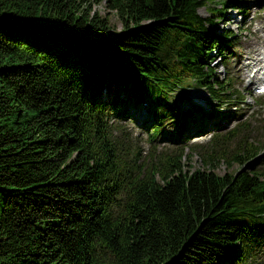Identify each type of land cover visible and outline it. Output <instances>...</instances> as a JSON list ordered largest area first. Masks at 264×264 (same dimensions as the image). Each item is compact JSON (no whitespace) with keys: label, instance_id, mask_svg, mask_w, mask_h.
Wrapping results in <instances>:
<instances>
[{"label":"trees","instance_id":"1","mask_svg":"<svg viewBox=\"0 0 264 264\" xmlns=\"http://www.w3.org/2000/svg\"><path fill=\"white\" fill-rule=\"evenodd\" d=\"M216 1L0 0V264H257L264 167L246 163L263 146L236 140L244 123L217 130L232 114L216 105L243 95L213 64L235 36L215 16L247 6ZM199 87L214 111L178 110L175 91ZM129 107L151 118L145 154ZM167 119L175 143L212 132L206 167L156 150Z\"/></svg>","mask_w":264,"mask_h":264},{"label":"rangeland","instance_id":"2","mask_svg":"<svg viewBox=\"0 0 264 264\" xmlns=\"http://www.w3.org/2000/svg\"><path fill=\"white\" fill-rule=\"evenodd\" d=\"M210 2V6L220 7V4L216 0ZM246 3L247 8H234L227 6L225 8L224 15L215 16L218 20L217 28L219 31L229 30L234 33L232 44L228 49V60L221 59L214 62V74L218 78H226L231 76L233 80V88L238 89L243 98H235L234 102L224 103L221 109L230 111L232 116L228 120L217 121V129L219 132H226L233 126L244 123L245 127H241V133L236 140L240 138H246L248 141L259 142L261 150L259 154L254 157L253 160L246 163L255 165L259 168L264 167V105L260 107L253 98L257 96L254 94V88L260 84L261 80L253 78L255 68L253 67L254 59L261 56L260 53H264V0H240ZM230 4V3H229ZM228 4V5H229ZM93 10H96L99 14L104 15L107 10L103 3L93 5ZM201 16H210V9L201 7L198 10ZM112 28L120 31L122 26L118 19L111 12L109 15ZM218 59V58H217ZM204 87H199L185 92L182 89H178L174 93L172 98L173 104L177 105L178 110L182 113L187 111L189 107L196 103H202L204 105L212 103L210 97L204 96ZM186 104H188L187 108ZM218 107V105H216ZM184 107V108H183ZM200 108V107H199ZM190 109V108H189ZM130 120L122 121L127 131H129L133 137L136 136V140L141 146L143 153L148 152V142L146 141V131L143 129L141 121L148 123L150 116L146 115L145 109L141 108L139 111L135 107H129L127 109ZM165 126L162 127L155 145H157V151H172L177 146L182 147V161L185 164L186 169L193 170L195 168L203 169L207 166L205 161H209L205 153L210 152V148L207 146L211 133L193 137L188 141L181 139V143H175L170 139L175 137L176 124L170 122L169 119L165 120ZM236 141V142H237ZM232 141L226 144L229 146ZM236 144V143H235ZM235 145H231L228 150H231ZM190 164V165H188ZM191 166V167H189ZM210 167L220 174L226 171L238 170L239 164L232 163L227 165L224 159H214L211 162ZM257 264H264V248L259 249L254 257Z\"/></svg>","mask_w":264,"mask_h":264},{"label":"bare ground","instance_id":"3","mask_svg":"<svg viewBox=\"0 0 264 264\" xmlns=\"http://www.w3.org/2000/svg\"><path fill=\"white\" fill-rule=\"evenodd\" d=\"M261 56L256 57L253 61V67L255 68V73L253 78L259 80L261 77H264V53H260ZM264 82H261L257 87H260Z\"/></svg>","mask_w":264,"mask_h":264}]
</instances>
